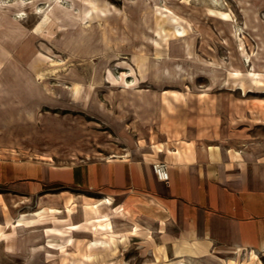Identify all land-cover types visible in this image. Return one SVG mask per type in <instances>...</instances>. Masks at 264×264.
Masks as SVG:
<instances>
[{"label":"rangeland","instance_id":"374dc122","mask_svg":"<svg viewBox=\"0 0 264 264\" xmlns=\"http://www.w3.org/2000/svg\"><path fill=\"white\" fill-rule=\"evenodd\" d=\"M253 66L264 71V0H0V151L66 163L167 149L213 132L221 116L261 136L264 76ZM104 203L86 209L106 238L90 225L99 238L88 245L99 246L79 239L52 263L140 260L119 256L112 220L136 210ZM31 208L33 222L61 211ZM234 251L225 263L264 264L255 250Z\"/></svg>","mask_w":264,"mask_h":264},{"label":"crops","instance_id":"0c3cea01","mask_svg":"<svg viewBox=\"0 0 264 264\" xmlns=\"http://www.w3.org/2000/svg\"><path fill=\"white\" fill-rule=\"evenodd\" d=\"M155 147L66 163L0 151V264H62L50 257L74 253L79 239L88 249L99 246L88 245L99 237L85 229L92 225L106 238L87 214L86 203L94 200L136 210L134 218L112 219L126 263L135 256V264H229L222 255L236 248L264 255V132L258 136L249 123L221 116L208 135ZM156 161L168 162L169 183L156 174ZM32 203L61 211L33 222Z\"/></svg>","mask_w":264,"mask_h":264},{"label":"built area","instance_id":"2783aa9c","mask_svg":"<svg viewBox=\"0 0 264 264\" xmlns=\"http://www.w3.org/2000/svg\"><path fill=\"white\" fill-rule=\"evenodd\" d=\"M154 170L158 177L165 181L166 183H169L170 180V174H169V164L166 161H156L153 164Z\"/></svg>","mask_w":264,"mask_h":264},{"label":"bare ground","instance_id":"6f19581e","mask_svg":"<svg viewBox=\"0 0 264 264\" xmlns=\"http://www.w3.org/2000/svg\"><path fill=\"white\" fill-rule=\"evenodd\" d=\"M214 1H216V2H218V0H214ZM245 2H246V0H244ZM24 3V2H23ZM111 9V8H110ZM150 9H151V7H150ZM230 9V8H229ZM125 11V10H124ZM228 22H230V21H227V22H224L225 24H227ZM186 37H187V35L186 36H184V40H186ZM177 39H179V38H177ZM82 42L80 41V40H76V42H74V45L77 47H81V44ZM245 60V59H244ZM247 60L249 61V64H251V62H252V56L251 55H249L248 56V58H247ZM252 69H254V72H252L253 74H259V75H262V76H264V71L262 70V69H260V70H257L256 68H254V66H253V68ZM230 70V69H229ZM232 74H234V75H240V74H242L243 72L242 71H239V70H237V71H232L231 72ZM250 73V72H249ZM112 201H111V199H110V203H111ZM19 219H24L23 217H21V218H19Z\"/></svg>","mask_w":264,"mask_h":264}]
</instances>
